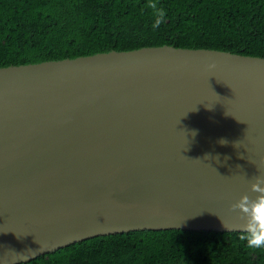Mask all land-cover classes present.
Listing matches in <instances>:
<instances>
[{
    "label": "water",
    "instance_id": "95a60500",
    "mask_svg": "<svg viewBox=\"0 0 264 264\" xmlns=\"http://www.w3.org/2000/svg\"><path fill=\"white\" fill-rule=\"evenodd\" d=\"M261 175L264 57L162 45L0 68V264L136 230L241 231L231 205Z\"/></svg>",
    "mask_w": 264,
    "mask_h": 264
},
{
    "label": "trees",
    "instance_id": "16d2710c",
    "mask_svg": "<svg viewBox=\"0 0 264 264\" xmlns=\"http://www.w3.org/2000/svg\"><path fill=\"white\" fill-rule=\"evenodd\" d=\"M0 0V68L149 46L264 57V0ZM241 231L136 230L19 264H264Z\"/></svg>",
    "mask_w": 264,
    "mask_h": 264
},
{
    "label": "clouds",
    "instance_id": "9594fccd",
    "mask_svg": "<svg viewBox=\"0 0 264 264\" xmlns=\"http://www.w3.org/2000/svg\"><path fill=\"white\" fill-rule=\"evenodd\" d=\"M148 7H151L157 16L153 28H158L166 13L164 9L157 8V4L151 0ZM221 143H227V141L222 140ZM251 190L257 194L254 198L244 194L231 205V208L233 211L239 210L241 219L244 220L239 239L246 241L248 249H264V175L255 178V182L251 184Z\"/></svg>",
    "mask_w": 264,
    "mask_h": 264
}]
</instances>
